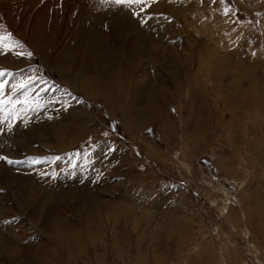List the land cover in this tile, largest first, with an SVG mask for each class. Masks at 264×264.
I'll list each match as a JSON object with an SVG mask.
<instances>
[{
  "label": "rangeland",
  "instance_id": "374dc122",
  "mask_svg": "<svg viewBox=\"0 0 264 264\" xmlns=\"http://www.w3.org/2000/svg\"><path fill=\"white\" fill-rule=\"evenodd\" d=\"M0 72V264H264V0H0Z\"/></svg>",
  "mask_w": 264,
  "mask_h": 264
},
{
  "label": "bare ground",
  "instance_id": "6f19581e",
  "mask_svg": "<svg viewBox=\"0 0 264 264\" xmlns=\"http://www.w3.org/2000/svg\"><path fill=\"white\" fill-rule=\"evenodd\" d=\"M191 12V11H190ZM185 13V12H184ZM143 14V13H142ZM141 14V15H142ZM152 14V13H151ZM180 14V13H179ZM179 14H177L176 15V17H178L179 16ZM193 14V13H192ZM143 16V15H142ZM146 18V17H145ZM150 18H152V17H150ZM169 19V18H168ZM180 19V18H179ZM105 20V19H104ZM170 20V19H169ZM193 20V19H192ZM101 21V20H100ZM166 22V19H164L163 20V22ZM191 22V21H190ZM152 23H153V21H152ZM151 23V24H152ZM151 24H149L150 25V28H152L151 26ZM170 24V23H169ZM184 24H186V26L187 27H189L188 25L190 24L189 22H185ZM147 25V24H146ZM167 25V24H166ZM174 26V25H173ZM177 26V25H176ZM191 26H192V24H191ZM103 27V26H102ZM158 27V26H157ZM167 27H168V25H167ZM107 28V27H106ZM173 28V27H172ZM154 29H156V28H154ZM164 29V28H163ZM167 29V28H166ZM169 29H171V28H169ZM190 29H192V28H190ZM165 30V29H164ZM163 30V31H164ZM174 30H175V28H174ZM196 30V29H195ZM159 31V30H158ZM170 31V30H169ZM182 31L183 30H181L180 32L182 33ZM161 32V31H160ZM179 32V33H180ZM201 32V31H200ZM158 33V32H157ZM163 33V32H162ZM93 35H95V34H93ZM101 35V34H100ZM102 35H103V32H102ZM135 36V35H134ZM162 36V35H161ZM99 38V37H98ZM101 38V37H100ZM162 39H164V36H162L161 37ZM164 41V40H163ZM139 43V42H138ZM209 49V48H208ZM161 50H164V52H163V56L165 55V48L163 49V48H161ZM197 50H198V52L197 53H199L201 56L203 55V52H204V50H205V47L203 46V47H200V48H197ZM158 51V50H157ZM154 52H155V50H154ZM210 52V51H209ZM191 55V54H190ZM66 58V57H65ZM188 58H189V56H188ZM158 59H159V57H158ZM179 60V59H178ZM188 60V59H187ZM194 60V59H193ZM185 61V60H184ZM196 61V60H195ZM186 62V61H185ZM191 62V61H190ZM3 64V63H2ZM185 64V63H184ZM4 65H5V63H4ZM202 65V64H201ZM59 67V66H58ZM192 67V66H191ZM117 69V68H116ZM59 73H60V76L63 78L62 80L65 82V80L67 81V76H66V74H67V70H68V67L65 65V63L61 66L60 65V67H59ZM57 70V71H58ZM196 74V73H195ZM115 80H118V75L116 74L115 76ZM83 88V87H82ZM85 89V88H84ZM9 95V94H8ZM19 101V100H18ZM12 102H9V103H7V101L5 102V106H7V107H9L8 108V110H11L12 109V107L14 106V103H12ZM11 108V109H10ZM171 131V130H170ZM61 134V133H60ZM6 137V136H5ZM55 137V136H54Z\"/></svg>",
  "mask_w": 264,
  "mask_h": 264
},
{
  "label": "snow or ice",
  "instance_id": "6c2138e0",
  "mask_svg": "<svg viewBox=\"0 0 264 264\" xmlns=\"http://www.w3.org/2000/svg\"><path fill=\"white\" fill-rule=\"evenodd\" d=\"M142 2H143V0H115V3L121 4V5H126L128 7H131L132 5L140 4ZM3 75H4V73L0 72V76H3ZM0 89H2V85H0Z\"/></svg>",
  "mask_w": 264,
  "mask_h": 264
},
{
  "label": "crops",
  "instance_id": "0c3cea01",
  "mask_svg": "<svg viewBox=\"0 0 264 264\" xmlns=\"http://www.w3.org/2000/svg\"><path fill=\"white\" fill-rule=\"evenodd\" d=\"M37 54V53H36ZM40 54V53H39ZM65 54V53H64ZM10 58H12V57H10ZM58 59H62V60H64V61H66V62H68V60H65L66 58H65V56L62 54V56L60 57V58H57V60ZM41 60V59H40ZM10 61H12V60H10ZM14 61V60H13ZM48 61V60H47ZM40 63L39 64H41V61H39ZM5 64H6V60H5ZM21 66H23V65H21ZM21 66H19V64L17 65V66H15V67H12L11 69H14V68H19V67H21ZM41 69H42V65H41ZM71 94H73L72 92H70ZM70 93H68V94H70ZM75 98H76V96H74L73 97V99H72V101H74L75 100ZM78 102H82L83 103V101H78ZM98 120V119H97ZM100 122V121H99ZM101 123V122H100ZM102 124V123H101Z\"/></svg>",
  "mask_w": 264,
  "mask_h": 264
}]
</instances>
